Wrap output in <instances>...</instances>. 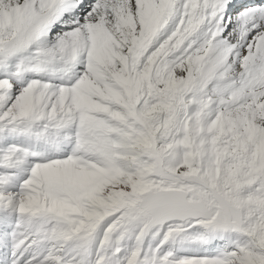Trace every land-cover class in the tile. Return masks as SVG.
<instances>
[{"label":"snow or ice","instance_id":"obj_1","mask_svg":"<svg viewBox=\"0 0 264 264\" xmlns=\"http://www.w3.org/2000/svg\"><path fill=\"white\" fill-rule=\"evenodd\" d=\"M0 264H264V0H0Z\"/></svg>","mask_w":264,"mask_h":264}]
</instances>
